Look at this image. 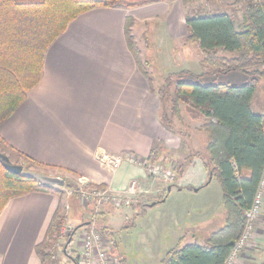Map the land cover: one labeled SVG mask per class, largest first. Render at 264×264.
Returning a JSON list of instances; mask_svg holds the SVG:
<instances>
[{"label": "crops", "instance_id": "obj_1", "mask_svg": "<svg viewBox=\"0 0 264 264\" xmlns=\"http://www.w3.org/2000/svg\"><path fill=\"white\" fill-rule=\"evenodd\" d=\"M188 1H161L134 8H97L77 16L46 50L39 83L0 124V139L13 152L44 166L41 171L70 176L79 185L92 184L114 191L124 189L131 181L137 182L145 192L140 201L129 208L103 206L97 227L112 239L140 225L138 233L143 241H139V246L148 255L157 254L155 263L158 264L179 243L200 244L224 223L223 207L220 210L218 202L214 205L216 213H210L209 190L218 193L220 188L207 173V136L199 130L202 120L191 117L181 104L180 114L188 137H181L161 124L156 90L162 81L152 76V66L144 59L146 55L153 59L144 40L151 33L148 26L154 29L155 23L161 32L157 47L161 48L165 37L181 50L175 59L179 71L174 73H203L192 71L201 68L202 55L197 43L187 40L185 21L187 16L200 14L192 12ZM205 1L206 12L202 15L228 13L237 31L245 28L241 13L234 7H226L231 0ZM127 19L133 21L131 35L143 65H147L143 66L146 75L137 67L127 47L124 35ZM218 76L206 75L201 79L207 78L209 84ZM189 77L186 80L190 81ZM241 77L243 84L246 77ZM251 110L264 115V76L259 79ZM174 123L178 127L176 120ZM100 153L129 154L137 162L150 160L171 170L180 166L181 172L175 173L174 184L161 187L137 164L125 162L117 171L108 170L97 160ZM204 196L203 203L192 201ZM67 200L66 192L61 199L54 192H32L10 199L0 214V264H40L35 247L45 238L59 203L66 204ZM65 207L67 214L72 212L73 207ZM261 218L256 224L255 237L240 254L238 264H264V238L261 237L264 236V214ZM87 222L88 217L74 228L77 229L70 245L74 244L77 256ZM151 242L156 248L153 252ZM113 251L112 256L116 254Z\"/></svg>", "mask_w": 264, "mask_h": 264}, {"label": "trees", "instance_id": "obj_2", "mask_svg": "<svg viewBox=\"0 0 264 264\" xmlns=\"http://www.w3.org/2000/svg\"><path fill=\"white\" fill-rule=\"evenodd\" d=\"M161 1L170 0H0V124L39 83L46 50L77 16L97 8H134ZM226 7H234L241 13L245 28L237 31L228 13L187 16V40L197 43L203 73H174V79L165 77L156 90L159 120L167 130L188 137L180 114L181 104L191 117L202 120L199 130L207 136L206 169L209 178L219 185L224 223L200 244L179 243L168 250L161 264H224L243 234L244 213L252 205L264 172V115L251 110L259 79L264 76V0H231ZM132 25V19H127L125 41L137 67L146 75L131 35ZM228 73H240L246 79L241 85L186 80L188 76L200 80L206 75ZM0 146L13 152L2 139ZM13 153L28 166L44 168L22 154ZM180 169V166L172 168L177 175ZM64 187L73 189L76 201L79 188L67 182ZM93 187L86 184L80 189ZM32 192H54L62 197L59 188L13 175L0 165V214L10 199ZM63 210L64 204L60 202L45 238L35 247L40 264H56L53 245L65 222ZM73 230L66 236V243L70 240L68 246ZM62 255L67 258L68 252L62 251Z\"/></svg>", "mask_w": 264, "mask_h": 264}, {"label": "rangeland", "instance_id": "obj_3", "mask_svg": "<svg viewBox=\"0 0 264 264\" xmlns=\"http://www.w3.org/2000/svg\"><path fill=\"white\" fill-rule=\"evenodd\" d=\"M207 3V1L205 0H190L188 1V7H193L192 12L193 13H197V14H201L206 12V8H204V5ZM148 29L151 30L148 32L149 34H147L146 38H145V44L147 48H150L152 51V57L153 59L150 60V58H148V56H145V60L148 62L149 65L152 66V76L158 80H161L163 82L165 77H170L171 79H174V77L172 76V73L179 71L178 67L175 66V59H176V55L178 54L179 51L178 50V44H175L174 41H169L167 40L165 37L162 39H160L161 41V48L157 47V45L159 44V37L161 36V32L158 29V25L154 23V29L152 26H148ZM153 29V31H152ZM176 45V46H174ZM178 50V51H177ZM174 58V59H173ZM180 61V60H179ZM142 62V61H141ZM143 65V63H142ZM144 67H147L146 64L143 65ZM192 71H194L195 73H200L203 71V68H196L193 69ZM242 75L240 73H232V74H228V75H220L216 78H214L212 83H216V84H229V85H241V81L240 78ZM190 78V77H189ZM190 82L192 83H202V84H207L209 82V80L207 78H203L201 80H197V79H190ZM0 153L5 154L7 157H9L11 162L14 163H19L22 164L24 167V170L27 171H32V172H38V173H43L49 176H58L64 179V184L65 182L73 184L75 186H77L78 188H80V185L78 182L74 181V179H70L71 177L69 175V177L66 176H62V175H58V174H54V173H50V172H44L43 170L41 171L40 168H35V167H31L28 166L27 164H24L21 162V160L17 157V155L13 152L10 151H6L4 150L1 146H0ZM165 167V166H163ZM166 168V167H165ZM175 173V172H174ZM175 178H176V174H175ZM156 181H158L157 183H159V185L164 186L167 185L166 181L164 180H160V179H156ZM60 189V192H66L68 193V202L66 204H64V210H63V214L65 216V222L64 225L62 226L61 230L59 231V237L57 239L56 242H54L53 248H54V260L56 261V264H74L72 262L73 259L77 258V251L76 248L73 245H70L68 247V249L66 250L68 252V257L70 259L64 257L62 255V251H63V247L64 244L66 243V233H61L62 230H65V228H69L70 231L73 230L75 228V226H80L81 225V221L88 217L89 219V215H90V210L91 208L89 207L84 208L80 203H79V190H78V196H77V201H75V197H74V191L73 189H67L66 187H56ZM218 188V187H217ZM219 190V188H218ZM209 197L208 199L210 200V213H216L214 210V205L215 202H218L219 204V208L220 210L222 209V204H220V200H221V193L220 191L217 193H215L212 189L209 190ZM155 199V198H154ZM220 199V200H219ZM219 200V201H218ZM192 201H194L197 204H200L206 201V196L204 197H200L197 199H193ZM65 205H69L71 208L74 207V205H78L79 208L77 209L76 206V210L72 211L71 213L69 212L67 214V207H65ZM263 205H264V200H263ZM67 211H66V210ZM82 209V210H81ZM263 210H264V206H262L261 208V212L260 215L257 219V223L259 222V219L261 218V215L263 216ZM81 211H86L87 214H82L81 215ZM263 218H261L262 220ZM140 225L136 226V228H134V230H131L128 233H122L121 235H116L115 238L112 239L105 236L104 234H102V245L104 247L108 248V253L109 256L111 257V260L113 262V264H158L155 263V259L157 258V254H152V255H148L146 253H144L143 248L141 246H139V241H141L140 238V234L138 233V231H140ZM85 232V231H84ZM145 234V233H144ZM147 235H150V232L146 233ZM256 234V232H255ZM254 234V237H255ZM143 237V234H142ZM262 238H264V236H261ZM77 235L74 236V241H77ZM109 238V239H108ZM73 241V242H74ZM143 241V238H142ZM141 241V242H142ZM152 243V248H151V252H153L154 250H156V248L154 247V242ZM260 246V245H259ZM111 250L116 253L114 256L111 255ZM149 258V259H148ZM72 259V260H71ZM76 260V259H75ZM146 260H149V262H145Z\"/></svg>", "mask_w": 264, "mask_h": 264}, {"label": "built area", "instance_id": "obj_4", "mask_svg": "<svg viewBox=\"0 0 264 264\" xmlns=\"http://www.w3.org/2000/svg\"><path fill=\"white\" fill-rule=\"evenodd\" d=\"M97 160L108 170L117 171L125 162L137 164L144 168L148 177L166 181L168 185L175 182V173L173 170L163 167L160 164L153 163L150 160L137 162L129 154L111 155L100 153ZM86 184H80V187ZM80 189V188H79ZM145 192L142 191L137 182L131 181L124 189L119 191L111 190L109 187L94 186L89 190H79V203L84 208H91V212L86 225L87 230L82 234L79 243V252L76 258L77 264H113L108 253V248L102 245V234L97 227V217L103 206L108 205L115 208H129L135 206ZM264 200V172L260 179L257 191L255 193L251 207L245 211L246 220L245 229L240 239L234 244V247L224 264H238L237 260L240 254L245 250L251 240L254 238L257 219L260 215ZM67 227L61 233L69 234Z\"/></svg>", "mask_w": 264, "mask_h": 264}, {"label": "water", "instance_id": "obj_5", "mask_svg": "<svg viewBox=\"0 0 264 264\" xmlns=\"http://www.w3.org/2000/svg\"><path fill=\"white\" fill-rule=\"evenodd\" d=\"M0 165L1 167L13 174V175H21L24 178H29L35 181L40 182L44 185H49L53 187H62L64 186V179L58 176H49L43 173L32 172L24 170L22 164L11 162L10 159L3 153H0ZM88 223H86L87 225ZM77 229V228H76ZM74 229V230H76ZM73 230V232H74ZM70 240L64 245L63 253L66 254V248L68 247ZM69 258V257H68ZM72 260V259H71ZM74 264H77L76 260H72Z\"/></svg>", "mask_w": 264, "mask_h": 264}]
</instances>
